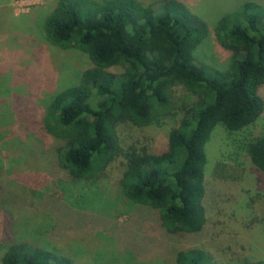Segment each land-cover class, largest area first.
<instances>
[{
	"label": "trees",
	"instance_id": "16d2710c",
	"mask_svg": "<svg viewBox=\"0 0 264 264\" xmlns=\"http://www.w3.org/2000/svg\"><path fill=\"white\" fill-rule=\"evenodd\" d=\"M57 0L43 22L46 40L87 54L90 64L77 82L47 104L45 129L61 138L59 164L74 180L101 172L123 155L122 194L157 210L168 233H197L210 203L206 144L221 124L236 132L264 112V6L245 1L221 15L215 26L230 53L225 69L201 63L195 50L206 24L180 0ZM121 66L122 72L110 68ZM195 96L158 148L122 149L116 128L156 124L173 108L171 89ZM264 174V133L245 146ZM1 264H74L57 249L25 240L6 247ZM175 264H214L200 247L180 249ZM243 264H254L245 262Z\"/></svg>",
	"mask_w": 264,
	"mask_h": 264
},
{
	"label": "rangeland",
	"instance_id": "374dc122",
	"mask_svg": "<svg viewBox=\"0 0 264 264\" xmlns=\"http://www.w3.org/2000/svg\"><path fill=\"white\" fill-rule=\"evenodd\" d=\"M56 1L0 0V264L6 247L21 240L57 249L74 264H175L178 250L194 246L214 264H264V174L245 149L264 133V112L239 131L227 132L221 124L212 131L205 170L210 206L197 233H168L157 210L122 194L123 155L89 178L74 180L60 166L64 141L45 129L47 104L75 84L90 61L82 51L46 40L43 22ZM138 1L157 8L159 0ZM180 1L207 26L195 56L225 69L230 53L218 42L215 26L222 14L248 0ZM250 1L264 6V0ZM171 93L174 108L163 120L117 126L122 149L166 143L183 107L195 100L181 85Z\"/></svg>",
	"mask_w": 264,
	"mask_h": 264
}]
</instances>
